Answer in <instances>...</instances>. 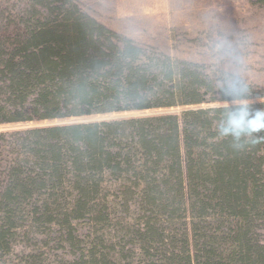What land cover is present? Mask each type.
Masks as SVG:
<instances>
[{
    "label": "trees",
    "instance_id": "1",
    "mask_svg": "<svg viewBox=\"0 0 264 264\" xmlns=\"http://www.w3.org/2000/svg\"><path fill=\"white\" fill-rule=\"evenodd\" d=\"M22 1L21 30L0 23V126L197 106L215 94L201 68L117 42L70 0ZM219 90L209 103L262 98ZM239 108L0 133V262L36 231L54 236L44 248L77 254L57 264H264V131L239 149L218 133ZM132 207L131 223H114ZM82 219L93 235L80 240ZM17 264L49 262L36 253Z\"/></svg>",
    "mask_w": 264,
    "mask_h": 264
},
{
    "label": "rangeland",
    "instance_id": "2",
    "mask_svg": "<svg viewBox=\"0 0 264 264\" xmlns=\"http://www.w3.org/2000/svg\"><path fill=\"white\" fill-rule=\"evenodd\" d=\"M70 1L82 14L110 31L117 42L127 40L149 56L166 57L201 68L214 83L215 94H206V102L197 106L1 125L0 133L164 115L180 116L188 110L264 104V5L254 0ZM22 3V0H0V12L4 16L0 23L5 25V34L21 30L19 26H14V20ZM4 31L0 28V36ZM229 76L233 80L229 91L240 89L244 95L262 98L209 103L213 97L220 98L219 89L223 88L222 82ZM181 153L183 155L182 146ZM3 159L0 154V162ZM136 212L133 207L126 216L123 211H118V219L113 221L116 223L126 219L131 223ZM51 227L52 233L58 230L57 226ZM74 228L76 239L82 240L85 236L93 235L88 219L74 223ZM110 235L122 240L115 229ZM259 235L260 241L264 243V227L260 229ZM52 238L53 235L50 239L44 238L42 233L35 231L31 237L13 245L10 254L0 264H17L20 255L36 253H43L49 264L73 261L77 254H73L68 245L48 243L47 248H44L38 243L40 240L52 241ZM140 254V249L136 247L135 256ZM139 258L136 257V261Z\"/></svg>",
    "mask_w": 264,
    "mask_h": 264
},
{
    "label": "clouds",
    "instance_id": "3",
    "mask_svg": "<svg viewBox=\"0 0 264 264\" xmlns=\"http://www.w3.org/2000/svg\"><path fill=\"white\" fill-rule=\"evenodd\" d=\"M232 82L230 76L222 82L225 91L230 90ZM237 111L239 115L230 121L229 126L221 124L218 127V133L222 137L231 136L234 147L239 149L244 146L243 137H250L254 132L264 131V110H258L253 115L248 106L242 104Z\"/></svg>",
    "mask_w": 264,
    "mask_h": 264
}]
</instances>
